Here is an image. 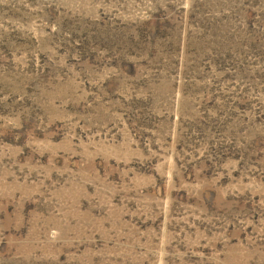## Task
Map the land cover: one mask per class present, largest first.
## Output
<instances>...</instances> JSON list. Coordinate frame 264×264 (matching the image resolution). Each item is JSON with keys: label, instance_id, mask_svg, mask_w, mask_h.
Instances as JSON below:
<instances>
[{"label": "rangeland", "instance_id": "374dc122", "mask_svg": "<svg viewBox=\"0 0 264 264\" xmlns=\"http://www.w3.org/2000/svg\"><path fill=\"white\" fill-rule=\"evenodd\" d=\"M0 264H264V0H0Z\"/></svg>", "mask_w": 264, "mask_h": 264}]
</instances>
